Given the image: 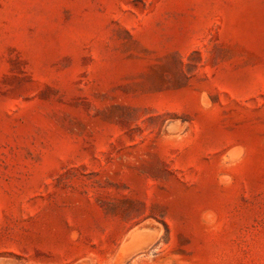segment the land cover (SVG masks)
Instances as JSON below:
<instances>
[{
    "label": "rangeland",
    "instance_id": "obj_1",
    "mask_svg": "<svg viewBox=\"0 0 264 264\" xmlns=\"http://www.w3.org/2000/svg\"><path fill=\"white\" fill-rule=\"evenodd\" d=\"M0 264H264V0H0Z\"/></svg>",
    "mask_w": 264,
    "mask_h": 264
}]
</instances>
